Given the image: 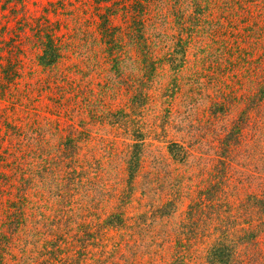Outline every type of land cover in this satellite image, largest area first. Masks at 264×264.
<instances>
[{
	"label": "rangeland",
	"instance_id": "374dc122",
	"mask_svg": "<svg viewBox=\"0 0 264 264\" xmlns=\"http://www.w3.org/2000/svg\"><path fill=\"white\" fill-rule=\"evenodd\" d=\"M119 1L0 0V29H17L22 15H44L64 45L62 60L52 68L39 64L40 48L24 45V65L12 82L14 116L22 118L25 103L37 115L39 130L28 134L33 173L40 165L32 158L38 146L52 149V156L65 136L85 133L68 187L67 164L59 165L58 183L50 188H40L35 179L39 208L3 264H175L178 235L193 231L204 236L196 245L186 243L185 264H208L204 253L217 229L213 218L242 236L264 219L258 200L264 198V101L254 102L256 69L264 59V36L255 38L260 31L264 35V0H203L194 31H184L178 70L165 58L179 42L178 14H184V25L192 23L191 0H149L144 28L159 59L149 79L129 45L119 66L111 62L97 24L90 22L104 11H117V26L128 8L134 16L133 0ZM11 105L0 100V117ZM119 110L122 125L114 123ZM139 132L142 167L125 202L128 159ZM172 142L186 149L184 161L169 154ZM202 197L211 200L202 201L198 216L190 215ZM169 201L173 208L161 214ZM116 212L124 214V227L100 226ZM84 231L97 233L83 243ZM256 234L239 241L232 264H264V230Z\"/></svg>",
	"mask_w": 264,
	"mask_h": 264
},
{
	"label": "trees",
	"instance_id": "16d2710c",
	"mask_svg": "<svg viewBox=\"0 0 264 264\" xmlns=\"http://www.w3.org/2000/svg\"><path fill=\"white\" fill-rule=\"evenodd\" d=\"M119 2L122 1L120 0ZM148 2L149 0L131 1L130 5H132L134 10V16H129L131 10L128 8L125 12L124 21L118 26L112 25L114 16L118 14L116 10L112 12H99L96 21L90 19L91 23L97 24V29L103 42V50L111 59V62L117 63V66H119L124 56L122 54L123 49L129 45L139 55L142 70L145 71L144 74L148 77L147 79L151 78L159 61L154 56L155 51L150 47L144 28V12L148 11ZM174 2H179V0H174ZM191 3L193 9L189 20L192 23L184 25V14H178L179 42L165 58L174 70L180 69L184 63V48L180 46V44H186L184 39L187 38L186 35L185 37L183 36L184 31L185 29L189 31L188 35L194 31L197 24L194 22H197L198 17L202 13L203 0H191ZM103 7H107V10L113 9L111 5H103ZM52 24L44 15L34 18L22 15L17 22V29L6 30V26L0 29L4 32V35L0 36V100L12 104L10 111L4 113V117H0V264H3L6 256L11 254L15 246V237L19 233L23 234L27 232V227L30 220L32 221L33 213L37 211V207L39 208L33 201L35 195L33 183L35 179H40V188H50V184L58 183L59 175L57 169L59 165L65 164L66 166L67 164L69 170L65 174L66 185L64 187H68L75 178L72 172H76L73 166L77 163L78 143L85 137V133L82 131L68 134L56 145L52 156H50L52 149L49 148V151H46L44 147L38 146L32 158L39 159L40 165L38 172L36 174L33 173L32 168H30L31 163L29 162L31 151L30 141H28L30 140V136L28 134L31 130H33L32 132L39 130L36 127L38 125H34L35 120H33V117L35 116L36 118L37 115L32 111L35 107L25 103L22 104L24 111L22 118L20 115L14 116L18 109H16L14 99L16 89L12 86V82H17L19 72L22 69V65H24L22 64L23 59L20 55L23 52L24 45L27 43L31 47L40 48L38 62L43 68L55 67L62 60L64 45L58 39ZM245 33L249 37L252 36V34L247 33V29ZM262 34V31L258 32L255 38L261 39L264 36ZM259 61L260 63L256 69L258 83L255 82L259 88L256 94H254V102L261 101L262 103L264 101V59H260ZM220 108L223 109V106L221 105ZM18 112L22 113L21 110ZM120 112L119 110L114 113V123L122 125L123 123L120 121L123 120V115ZM16 121H19L20 124L15 123ZM239 130L240 127H238L237 131L240 133ZM135 137L136 142L133 143L132 152L128 159L127 189L122 199V201L126 199L125 202L130 200L133 182L142 167L143 135L139 132L135 134ZM230 143V139L224 142L226 146L230 145ZM168 152L177 161H184L187 156L186 149L178 142L170 143L168 145ZM55 175L56 177H54ZM56 188L58 189V186ZM200 199L191 205L189 210V214L192 215L194 213V217L203 211L202 207L205 206L203 202L206 203V201L211 200V198L203 197ZM258 200L260 204H264V198H258ZM173 205L172 201L167 202L161 208V214L168 213L173 208ZM42 217H45V215ZM213 219L216 221L217 229L211 233L210 242L204 253L205 261L208 264H232L235 259V249L239 241L245 240V238L247 241H250L255 238L257 232L264 230V219L257 225V230L247 229L243 236L223 230V225L221 226L222 219L220 217ZM102 223L100 226L103 228H119L126 225V219L122 212H116L107 216ZM194 225L195 229L199 226L195 221ZM94 233L95 231L93 233H86L84 231L85 237H82L80 242L84 243L90 236L95 237ZM36 235V232L33 233L34 237ZM203 236L204 234L197 233L196 231L178 235L175 241L176 254L173 262L175 264H185L184 254L188 252L186 243L192 242V245H196ZM182 247L185 250L181 249Z\"/></svg>",
	"mask_w": 264,
	"mask_h": 264
}]
</instances>
